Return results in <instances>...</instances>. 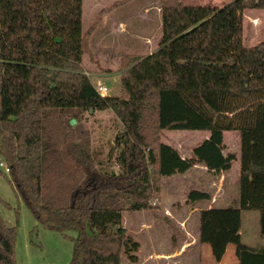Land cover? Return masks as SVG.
I'll return each mask as SVG.
<instances>
[{
  "label": "trees",
  "instance_id": "16d2710c",
  "mask_svg": "<svg viewBox=\"0 0 264 264\" xmlns=\"http://www.w3.org/2000/svg\"><path fill=\"white\" fill-rule=\"evenodd\" d=\"M251 8H264V0H160L157 48L128 57L119 95L107 96L82 66L85 54L92 58L96 25L83 32L82 0H0V162L34 228L71 240L69 264H135L139 243L123 213L159 208L150 202L160 200L162 179L195 165L211 175L228 171L236 156L223 153V136L231 130L239 135L237 197L198 210V240L214 263L233 244L237 264H264V246L240 239L242 210L260 211L264 236V41L244 44L242 14ZM90 110H111L122 125L116 171L96 168L79 124ZM166 130L209 134L182 157L160 140ZM210 197L190 189L185 204ZM16 228L0 216V264H17Z\"/></svg>",
  "mask_w": 264,
  "mask_h": 264
},
{
  "label": "rangeland",
  "instance_id": "374dc122",
  "mask_svg": "<svg viewBox=\"0 0 264 264\" xmlns=\"http://www.w3.org/2000/svg\"><path fill=\"white\" fill-rule=\"evenodd\" d=\"M117 1L120 0H82L83 32L96 21L89 37L92 58L85 54L82 66L94 86L101 84L106 88L103 95L107 96L119 95V74L128 57L144 56L154 51L160 37V0H130L111 10L115 17L125 23V34L121 35L118 20L113 16L106 26L112 35L103 39V28L98 27V24L106 23V16L111 12L108 9ZM202 1L217 6L226 2ZM242 36L246 46L264 41V8L243 11ZM79 124L87 131L98 172L111 168L116 171L114 138L122 125L111 110L85 111ZM207 135V130H166L160 140L176 148L183 156ZM223 140L225 152L237 156L238 132L225 131ZM0 170V216L8 226L15 225L17 221L14 245L16 263L69 264L71 240L57 231L34 228L36 222L32 214L8 184L5 177L7 172L2 168ZM238 172L239 164L235 160L228 172L220 176L207 174L204 169L197 167L185 174L164 178L160 200L150 202L151 206L157 205L159 208L124 212L123 227L139 243L135 264H214L209 246L200 244L198 240V210L206 208L208 204L225 207L236 198ZM190 189L208 192L212 199L185 204ZM240 215L241 243L254 249L263 247L264 236L259 230L260 211L242 210ZM163 217L168 221L161 219ZM65 233L75 236L73 231ZM234 248L233 244L227 246L221 264H237ZM122 264L129 263L123 260Z\"/></svg>",
  "mask_w": 264,
  "mask_h": 264
},
{
  "label": "crops",
  "instance_id": "0c3cea01",
  "mask_svg": "<svg viewBox=\"0 0 264 264\" xmlns=\"http://www.w3.org/2000/svg\"><path fill=\"white\" fill-rule=\"evenodd\" d=\"M96 3H98V2H96ZM114 15H113V11H111V12H109L108 14H107V16H106V20L107 21H105L106 23H100V24H98V27H101V28H103V33L101 34V37L103 38V39H105L106 37H111V35L112 34H110L108 31H107V28H106V26H107V24H108V22L111 20V19H113L112 17H113ZM114 18H116L118 21H117V25L119 26V29H120V31H121V35H123V34H125L124 32H126L127 30H126V26H125V23L122 21V20H120V19H118L117 17H115L114 16ZM130 35V34H129ZM111 41V40H110ZM114 41V40H113ZM149 53H151V52H149ZM148 53V54H149ZM109 67V66H108ZM115 72V74L117 73V74H119V72L118 71H114ZM85 73L87 74L88 72H87V70H85ZM209 134V133H208ZM208 137V135L204 138V139H206ZM203 139V140H204ZM201 142V141H200ZM223 142H224V140H223ZM199 143V142H198ZM225 144V143H224ZM170 145V144H169ZM238 147H239V143H238ZM191 149V148H190ZM225 150H226V146H225ZM225 150L223 151V153L224 154H227V153H229V152H225ZM189 152H190V150L188 151V152H186L185 153V155H183L182 157H186V156H189ZM237 158L235 159V160H237L238 161V164H239V150H238V155L236 156ZM234 160V161H235ZM233 161V162H234ZM233 164V163H232ZM197 167H201L202 169H204V171H205V173H207V174H210L209 172H207V170H206V168L203 166V165H195V166H193L190 170H188L187 172H189V171H191V170H193V169H195V168H197ZM187 172H185V173H187ZM228 171H224V172H222L221 174H219V175H213V176H220V175H223V174H225V173H227ZM185 173H183V174H185ZM176 175H181V174H176ZM176 175H173V176H176ZM211 175V174H210ZM173 176H171V177H173ZM169 178V177H168ZM237 181H238V177H237ZM211 196V195H210ZM212 199V196L210 197V200ZM209 200V201H210ZM210 203H212V202H210ZM212 207L210 204H208L206 207ZM225 206H227V204L225 205ZM197 228H198V226H197ZM224 255H225V253H224ZM224 255H223V257H222V259L224 258ZM222 259H221V261H222ZM219 262V263H214V264H221L222 262Z\"/></svg>",
  "mask_w": 264,
  "mask_h": 264
},
{
  "label": "built area",
  "instance_id": "2783aa9c",
  "mask_svg": "<svg viewBox=\"0 0 264 264\" xmlns=\"http://www.w3.org/2000/svg\"><path fill=\"white\" fill-rule=\"evenodd\" d=\"M95 89L100 95H103L106 92V88L101 84H97ZM0 168H2L5 172H8V168L2 162H0Z\"/></svg>",
  "mask_w": 264,
  "mask_h": 264
},
{
  "label": "water",
  "instance_id": "95a60500",
  "mask_svg": "<svg viewBox=\"0 0 264 264\" xmlns=\"http://www.w3.org/2000/svg\"><path fill=\"white\" fill-rule=\"evenodd\" d=\"M90 111H91V110H90ZM71 122H72V123H75V119H71Z\"/></svg>",
  "mask_w": 264,
  "mask_h": 264
}]
</instances>
